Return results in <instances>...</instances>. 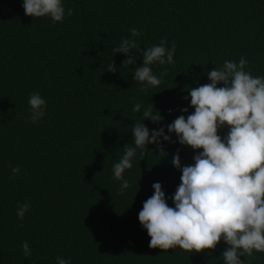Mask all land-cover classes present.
I'll use <instances>...</instances> for the list:
<instances>
[{"label":"trees","instance_id":"trees-1","mask_svg":"<svg viewBox=\"0 0 264 264\" xmlns=\"http://www.w3.org/2000/svg\"><path fill=\"white\" fill-rule=\"evenodd\" d=\"M74 10L63 22L25 15L23 0H0V264H224L227 245L201 253L149 247L138 219L143 202L159 182L169 206L181 170L171 163L179 150L182 166L197 153L180 145L166 125L191 114L189 89L210 83L207 72L225 60L250 63L246 70L264 77V0H63ZM136 28L140 49L165 37L174 41V63L158 87L134 79L142 64L121 67L127 58L113 54ZM136 52V53H135ZM114 63L117 71L108 72ZM222 86V85H218ZM38 92L47 108L29 120V96ZM185 96H189L187 100ZM135 103L153 104L159 124L133 112ZM188 108L187 113L181 109ZM165 127L175 143L163 151L148 144L124 172L130 187L121 191L113 165L133 144L132 126ZM228 128L220 130L223 137ZM162 139V138H161ZM20 167L13 175L12 168ZM30 202L24 219L19 205ZM32 251L25 257L21 245ZM264 264V253L242 258Z\"/></svg>","mask_w":264,"mask_h":264},{"label":"clouds","instance_id":"clouds-1","mask_svg":"<svg viewBox=\"0 0 264 264\" xmlns=\"http://www.w3.org/2000/svg\"><path fill=\"white\" fill-rule=\"evenodd\" d=\"M22 7L25 15L50 17L54 23L63 22L66 15L70 17L74 12L72 8L65 9L63 0H23ZM130 33L132 38L121 39L112 53L125 55L121 67H127L136 64L133 50L140 52L142 64L136 68L134 79L146 85L141 90L147 92V86L158 87L167 75L165 69L157 76L151 66L173 64L176 44L173 41L168 47L165 37L157 45L140 49L135 38L141 31L132 28ZM249 63L241 56L238 62L225 60L221 67L208 71L210 83L189 89L194 112L179 115L166 125L180 145L197 154L193 164L184 166L179 150L173 156L171 163L182 172L171 197L174 207L169 206L159 182L152 185L153 195L143 202L138 219L150 237V248L201 253L215 250L223 241L227 245L221 254L224 264H244L242 258L253 257L254 252L264 253V77L246 70ZM107 71L115 73V64L111 63ZM28 103L29 120L39 122L47 108L45 99L33 92ZM141 111L142 121L159 124L163 119L158 110L154 114L152 103L147 107L135 103L133 112ZM181 111L187 113L188 108ZM142 121L133 124V144L124 145V154L113 165L121 191L130 187L123 174L132 168L138 149L143 157L148 144H155L161 152L163 142H176L165 134L164 126L150 130ZM224 127L228 132L222 137L220 130ZM12 173L19 174L20 167L12 168ZM30 207V202L19 205L18 219L22 221ZM21 248L26 258L32 255L27 241ZM56 259L57 264H71L65 258Z\"/></svg>","mask_w":264,"mask_h":264}]
</instances>
